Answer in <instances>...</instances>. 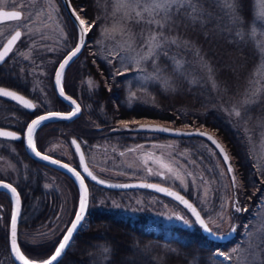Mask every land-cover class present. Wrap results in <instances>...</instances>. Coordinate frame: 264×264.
Wrapping results in <instances>:
<instances>
[{
    "label": "trees",
    "instance_id": "1",
    "mask_svg": "<svg viewBox=\"0 0 264 264\" xmlns=\"http://www.w3.org/2000/svg\"><path fill=\"white\" fill-rule=\"evenodd\" d=\"M56 1L64 22L62 28L67 36L65 38L69 37L72 43L75 39V29L59 0ZM107 1L69 0L79 16L81 14L89 23H95L88 30L80 53L66 67L64 84L75 98L77 95L72 91H75L77 77L88 75L96 85L91 88L81 87L78 98L80 113L69 120L70 123L67 122L70 129L65 133L76 137L85 151V140L91 143L100 136L97 133L105 132L111 126L119 128L115 132L107 131L108 133H142L123 129L122 124L117 123V119L121 118L128 120L142 116L168 120L171 126L203 124L213 128L220 136L229 157L228 161L230 160L237 176L238 188L233 187V181L230 184L233 191L232 205L239 206L241 210L236 211L235 207L231 206L230 212L233 221L238 226L241 225L239 222L246 221L250 214L249 208L254 205L256 196L264 189V165L253 164L242 133L233 127L218 103H231L246 95L248 79L259 61V49L254 37L250 35L254 13L253 0H238L241 24H232L225 15L226 10L217 6V0H199L206 12L203 24L193 25L183 16L174 17L179 26L173 27L170 35L179 37L180 47L167 46L168 55L159 54L155 65L151 64L150 60L144 61L145 68H150L153 76L142 83L129 80L132 69L129 64L121 68L126 71L118 70L124 72L123 75H116L115 72L111 74L106 60L96 52L94 40L98 35V23L108 19ZM238 31L244 32L243 39L237 35ZM184 41L189 44L185 46ZM177 61L180 66H177ZM6 62L3 66H6ZM154 76L159 79L153 78ZM5 80L4 77L0 78L1 83L6 84ZM50 103L49 108H55L59 102L52 99ZM246 112L252 117L249 118V123L256 118H264V95H259ZM29 115L23 110V120ZM53 121L55 120H45L36 128V143L40 147L45 145L49 135L54 134V130L49 126ZM57 121L56 124L63 122L62 119ZM97 125L101 128L97 129ZM155 137L170 136L155 133ZM173 138H177L179 143L191 149L189 155L197 161L200 169L203 167L202 161L213 168V161L206 153L208 151L202 146H197L195 141L204 142L219 158L211 144L199 136L180 135ZM117 139L120 145L123 144L122 140L130 138L118 136ZM139 139L142 138H133L135 141ZM38 174L34 180L27 182V185L18 186L22 211L16 228L17 243L22 253L30 259H40L50 253L54 245L53 240L59 235L55 234L52 239L43 236L38 241L30 242L19 238L21 228L34 230L45 224L49 232L60 214L62 202L67 201V197L63 200L61 195H53L43 188L42 173ZM216 174L217 172L211 173L209 176ZM71 186L69 200H72V207L69 216L74 210L75 202V190L73 184ZM88 190V204L83 219L62 255L53 264H214V252L217 249L225 251L232 245V238L213 239L201 232L194 222L192 226L172 223L153 226L146 221L144 213L130 216L111 209L108 196L119 190L95 185H90ZM179 190L200 209L188 191ZM0 204L1 220L4 223L0 225V259L5 264H15L9 256L6 243L9 198L1 194ZM69 216L64 222L65 225ZM105 248L110 251L105 253ZM262 261L264 252H261L260 259L252 264H261Z\"/></svg>",
    "mask_w": 264,
    "mask_h": 264
},
{
    "label": "rangeland",
    "instance_id": "2",
    "mask_svg": "<svg viewBox=\"0 0 264 264\" xmlns=\"http://www.w3.org/2000/svg\"><path fill=\"white\" fill-rule=\"evenodd\" d=\"M107 2L108 19L98 23V35L94 40L96 43V52L106 60L110 67L109 72L111 74H115L119 69L129 64L132 68L130 70L129 80L133 83H142L152 77L153 72L150 68H145L144 61H140V63L137 64L136 61L133 60V57L139 59L140 56L146 53V46L141 47V44H143V38L148 34L150 26L145 23H136L134 19L129 20L126 13L134 17V12H132L131 9L126 8H119V10H117V0H108ZM253 5L254 13L251 23V31L253 26L260 25V27L257 28L256 35L253 36L259 49L258 45L264 44V21H258L256 19V12L258 10L257 0H253ZM0 7L16 8L21 12V20H7L0 23V43L15 28H18L22 33L21 38L16 41L12 51L9 52L8 65H10L12 61L15 62L14 69H17L16 72L19 78L23 81L19 82H22L32 95H34L35 99L33 102L35 105L41 110L50 109V102H52L49 82L50 73L57 61L58 55L60 53L62 54L74 42L71 43L69 37L67 39L65 38L67 36L62 28L64 22L59 14L57 1L0 0ZM80 18L89 23L81 14ZM87 23L85 27H87ZM17 25H20V27H17ZM114 25L117 28L121 25H126V27L131 30V33L134 34L135 41L131 48L128 43H126V41H128V36H122L117 33L114 38H106L101 35L104 28H112ZM259 52V61L251 72L246 85V87H248L246 91L250 92L256 88L261 89V91L252 97L249 103L243 106L241 102L246 99V95L239 97L231 103H218L233 127H236L242 133L246 142L247 151L255 166L264 165V118H256L252 123H249V118L252 117L250 113L249 115L247 114L246 109H248L251 103L258 99L259 95H264V54L261 53L260 49ZM121 61H123V63ZM121 70H125V68ZM250 80L259 81V83H253L250 85ZM24 82L26 84H24ZM95 85L96 82L88 75H82L76 78V88L75 91H72L73 94L77 95L76 100L79 101L78 98L80 97L81 87L91 88ZM132 93H134V91H132ZM73 97L75 98V96ZM233 107L241 111L239 117L233 113ZM147 120L167 123L170 125V121L165 119L142 116L132 117L128 120L124 118L117 119V123L124 124L122 122H126V124L132 125L135 122ZM182 127H198L206 129L213 133L223 145L220 136L215 133L211 127L203 124H197L195 126L186 125ZM152 134L153 133L146 132L107 134L103 131V134L98 136V138L93 139L91 143L86 140L84 141L86 158L95 169L116 178H131L136 177L137 175H153L156 178L157 171H163L164 176L161 180L175 188L188 191L197 202L206 221L208 217L218 218V215L220 214L225 217V220L222 222L217 219V222L220 224L219 228H216L212 223L209 224V227H212L213 230L217 232L218 236L222 233L229 232L232 226L237 228L235 232H231L227 237L223 238H232V245L223 251L225 253H230L232 259L225 260L223 257L215 255L216 250L213 254L215 256V258H213L214 264H252L253 261L259 260L261 252H264V189H262L256 196V202L254 205L249 208L248 212H250V214L246 218V221H240L239 223H241V225L238 226V224L233 221L232 213L230 212V208L233 206V191L230 186L231 181H233V175L236 178V183H238L236 174H234L233 171L232 173L228 172L229 166L233 170L230 160L227 161L228 165L225 164L220 158H218L213 150H210L208 146L200 140H197L194 143L197 146H202L208 151L206 153L211 157L214 169L211 168V165L205 164L204 161H202L203 167L200 169L197 161L192 159L189 155V153L192 152L191 149H188L185 144H182L181 142L179 143L180 140L177 138H157L152 136L153 138L150 139L149 142L140 143L141 145H136L135 149H129L135 141L133 138L138 136L143 139L145 136ZM118 136H128L130 139L122 140L123 144L119 145L120 141L117 142ZM115 139L116 141L112 142ZM139 140L142 141L141 139ZM43 148V150L53 151L65 156L69 155L67 142L63 136H60L59 138L56 137L55 139L52 138L50 142L43 145ZM145 153L157 156L162 161L156 162L150 157H145ZM199 158L201 159V157ZM162 163L171 166L175 172H178L183 183H181V180L177 179L172 172H169L167 168L161 167ZM146 167L152 170L151 173H145ZM215 172H217L216 179L209 176L211 173ZM49 174L51 173L44 174L45 189H50L51 185H59L61 189H63V178L53 174L50 176ZM236 188H238V184H236L235 189ZM140 190L128 189L114 192L112 195L108 196L110 202L109 207L122 214H128L130 216H133L136 213H144L147 218L146 221L153 226H156L157 224L167 225L171 223L185 225L182 221L175 218L176 215L179 214L187 218L192 226L193 220L177 204L150 192ZM74 194L75 202L73 208L75 207L77 199L76 191ZM61 196L63 200L66 199L65 192L62 193ZM71 207L72 200H69V195H67V201L65 203L62 202L59 211L60 214L49 232V228L46 227L45 224L34 230H25L21 228L19 238L25 241L34 242L38 241L43 236L52 239L58 234V238L55 241L53 240L54 245L51 248L52 251L59 240L61 232L65 226L64 222L69 216ZM207 236L212 237L208 234ZM233 249H236V251L232 252ZM0 264H5V262L0 259Z\"/></svg>",
    "mask_w": 264,
    "mask_h": 264
},
{
    "label": "snow or ice",
    "instance_id": "3",
    "mask_svg": "<svg viewBox=\"0 0 264 264\" xmlns=\"http://www.w3.org/2000/svg\"><path fill=\"white\" fill-rule=\"evenodd\" d=\"M117 10L119 8H126L131 9L132 12H134V17L131 15H128L126 13V16L129 20H133L136 23H145L149 25L148 34L144 36L143 38V44H141V47L147 48V51L144 55L140 56L139 59H136L133 57V60L136 61L137 64L140 63V61H148L150 60L153 65L156 64V57H158L159 54L163 53L164 55H168V52L166 50L167 46L169 45H176L177 47H180V39L178 36H171L170 33L173 29V27H178L176 23V19L174 17H180L183 16L190 20L193 25L196 23L203 24L206 18V12L204 7L199 3V0H117ZM258 10L256 12V19L258 21H264V0H257ZM217 6L221 7L222 9H225V15L228 16L230 22L232 24H241L242 23V17L239 15L238 11V0H217ZM73 14L75 15V10H73ZM146 14V15H145ZM31 15V14H29ZM39 15V14H37ZM210 16V14H207ZM147 16V18H146ZM76 18L79 20V25L81 28L80 31V42L76 44L75 48H73L68 55L64 58L63 62L60 63L59 68L56 71V83L59 86L61 83V77L64 68L68 63L77 56V54L81 51L82 46L85 44V36L89 29L93 27L92 23H87L84 19H81L78 15ZM0 19L2 20H21V12L20 11H0ZM87 23V27H85ZM26 26V25H25ZM17 27H20V25H17ZM260 27V25H256L252 27L251 35L255 36L257 28ZM119 33L122 36H128V43L129 47H132V44L135 41L134 34L131 33V30L126 27V25H121L119 28H117L115 25L112 28H104L101 35L106 38H114L115 35ZM22 33L20 31H15V34L11 36L10 39L7 40V43L4 45L3 50L0 51V61H3L5 57L8 55L10 51H12V46L21 38ZM237 35L243 39L244 32L238 31ZM185 46L189 44V42L184 41L183 42ZM259 49L262 54H264V44H259ZM111 62V61H109ZM123 63V61H121ZM177 66L179 65V61H177ZM126 71V69H125ZM157 71H159V68L157 66ZM209 72H211V69H209ZM124 72L117 71L116 75H123ZM153 78L159 79L158 76H154ZM166 83V82H165ZM250 85L253 83H259V81H249ZM110 90V89H109ZM261 89L256 88L253 91L246 93V99L241 102L242 106L246 105L250 102L251 98L254 97ZM60 95L63 96L64 92L61 88ZM134 95V94H133ZM0 96L3 97H10L13 100L18 101L21 103L25 108H33L35 105L31 103V101L25 99L23 96L17 95V93L13 91L6 90L4 88H0ZM67 99V97H65ZM75 104V101H72ZM80 111L79 106H77L73 112L68 113L67 116H64L63 118H71L72 116H75ZM233 113L236 116L241 115V111L235 107H233ZM62 114L60 113H49L47 116H39L36 119L32 120L27 125V146L31 149L32 152L35 153L36 156L40 157L44 160H49L50 157L47 155H41L39 151H37L35 143L33 141V132L35 129L41 125V123L47 119H50L52 117H59ZM125 124V127H127L126 122H122ZM143 127V126H142ZM152 131H168V129L165 128H155V129H149ZM198 135H205L204 133H195ZM0 137H8L13 140L18 139L19 137L15 132H9V131H0ZM209 140H212V137H207ZM72 143L76 145L77 151H79V145L77 144L76 140H73ZM213 143L216 142L213 140ZM216 147L219 148V144H216ZM223 153V149H220ZM224 160L227 163L228 157L226 154H224ZM52 163H59L58 161L53 160ZM81 165L84 166V160L83 156H81ZM63 167L67 168L68 171L72 172L73 175L76 177L77 180L80 181V188H81V196H80V209L76 213V218L72 222V225L67 230V234L64 235L63 239L61 240L59 246L56 248L55 253L47 260L43 261H34L26 258L23 254L20 253V250L16 247V218H17V210L14 209L12 213V247L13 251L16 253L17 259L22 261V264H53L54 261L57 260V258L61 255L62 250L65 249L66 245L69 242L70 237L73 234V231L78 227V225L81 223L86 207H87V201H88V189L85 186L84 180L81 178V175L79 172L75 171L72 168H69L68 165L64 164ZM161 167L167 168L169 172H172L177 179L181 180V183H183V180L181 179L178 172H175L174 169L167 165V164H161ZM84 171L87 172V175L90 176L93 180H96L97 183L103 184L104 181L97 180V177L94 176L90 171H88V168L84 166ZM151 169H149V172L151 173ZM232 168L229 166L228 172L232 173ZM158 175L160 173H157ZM191 175V174H189ZM233 187H236V178L233 175ZM0 186L9 189L13 196L16 197L17 203H19L18 197L16 196V189L12 187L10 184H5L0 182ZM131 185H115V187H130ZM141 187H148V188H154L158 192H164L169 196L174 197L176 200H178L181 204H183L187 209H189L192 213V215L195 217V222L198 223L201 227V229L208 235L214 237V238H220L223 239L227 237L231 232H234L235 226H232L229 232L222 233L219 236L217 235V232L213 230L212 227H209V224L212 223L216 228L220 227V224L217 222V219L219 221H224L225 217L220 214L218 215V218L214 217H208L207 221L202 218L200 212L197 211V209L188 202L183 196L177 194L176 192L169 191L167 188L160 187L159 185L155 184H143L140 185ZM235 207L236 211H240V207L237 205H233ZM177 220L182 221L185 225L191 226L190 221L177 214L175 217ZM105 253L109 252L110 250L108 248H105L103 250ZM236 249H233L232 252H235ZM215 255L223 257L225 260H231L232 255L230 253H225L223 251H220L217 249ZM261 264H264V261L261 262Z\"/></svg>",
    "mask_w": 264,
    "mask_h": 264
},
{
    "label": "flooded vegetation",
    "instance_id": "4",
    "mask_svg": "<svg viewBox=\"0 0 264 264\" xmlns=\"http://www.w3.org/2000/svg\"><path fill=\"white\" fill-rule=\"evenodd\" d=\"M4 21H7V20H4ZM15 29H17L19 31L18 28H15ZM15 29H13V30H15ZM14 45L12 46V49H13ZM68 49H66V50H68ZM65 51L63 53H65ZM63 53L60 56H58L57 61L63 55ZM10 56H11V54H10ZM8 57H9V53L5 57V59L3 61H0V78H2V77L6 78V80H5L6 84L0 82V86L4 87V88H8V89H10L12 91H15L17 93L22 94L27 100L31 101V103L33 105H35V103L33 102V100L35 99L34 95H32V93L26 88V86L22 84L23 81L19 78V76H18V74L16 72L17 69H14L15 62L12 61L10 65L7 64L8 63ZM57 61L55 62L54 66H53V69H52V72L50 73V77H49V79H50L49 82H50V87H51V98L52 99H56L57 102H59L57 107L50 108V109H44V110H41V109L37 110V105H35V107L29 109V108H25L21 103H19L16 100L11 99L10 97L0 96V127L5 129L6 131L15 132L17 134V136L19 137L18 139H15V140H13L11 138H8V137H0V179H3V180H6V181L10 182L15 187V189L17 190L19 198H20V192H19L18 186L22 187L24 185H27V182H31L32 180H34L36 178V175L39 172L42 173L41 186L43 188H45L44 176L46 175V173L50 172L53 175H58L59 177L63 178V181H64L63 189H61V187L59 185H56V186H52L51 185L50 189L46 188V190L50 191L51 193H53V195L54 194L61 195L62 193L65 192L66 197H67V195L70 194V189L72 187L71 186L72 184H73V186L75 188L76 195H77V187L75 185V182H74L72 176L68 172H66L65 170H63L60 167H57V166H54L52 164H48V163L39 161V160L31 157L30 155H28L26 150H25V148H24V146H23V141H22L23 130L25 128V125H26L27 121L30 118H32L34 115H36L39 112L45 111V110H61V111H65V110H68L70 108L69 105H67L64 101H62L53 91L52 75H53V70H54V67H55ZM4 62H6V66H3ZM67 66L68 65H66V67ZM66 67L64 68L63 73H62L61 85H62V88H63L64 92H66L67 94L72 95L68 91V88L65 87L64 80H63L64 76H65V72H66ZM1 75H2V77H1ZM19 81H22V82H19ZM25 82H27V81H25ZM25 82H24V84H26ZM5 101H6V103H5ZM23 110H25L27 112V114L28 113L30 114L29 117L26 120H23ZM79 113H80V111H79ZM50 119L55 120L49 125L50 128H52L54 130V134L48 136V140L46 141L45 144L50 142L52 140V138L55 139L56 137L59 138L60 136H63L64 139H66V142H67L69 155L65 156V155H62V154L55 153L53 151L43 150L44 149L43 146L40 147L36 143V142H38V140H37V134H36V129H35V131L33 132V141L35 143L36 148L38 150L42 151V152H45V153H47L49 155H52V156H54V157H56L58 159H61V160H63V161H65V162H67V163H69V164H71V165L76 167V160H75L74 154H73V152L71 150V147H70V144H69V141H68V136H70V135L73 136V135L65 133L66 130L70 129V125L67 122L70 123L69 120H71V119H62L63 122L62 123L60 122L61 124H59V123L56 124L58 122L57 120H61V118H50ZM96 127H97V129L101 128L100 125H97ZM118 128L119 127H117V126H111V127H109V130H107V131H114L115 132L116 129H118ZM122 128L125 129L124 127H122ZM107 131H105L107 134H114V133H108ZM141 132H145V131H141ZM122 133H125V132H121L120 134H122ZM146 133H153V134L149 135V136H145L143 139H141L142 141H140V140L134 141L129 149H135L136 145H139V146L141 145L140 143L149 142L150 139L153 138L152 136H155V133H158V132H146ZM102 134H103V131L99 132L100 136ZM161 134H163V133H161ZM164 135H166V134H164ZM170 137L173 138L175 136H170ZM157 138H162V137H157ZM163 138H166V137H163ZM43 140H45V139H43ZM112 142H114V140ZM79 144H80V142H79ZM81 148H82V146H81ZM82 151H83V149H82ZM83 154H84L85 161H86L88 167L94 173L98 174L99 176H102V177H105V178H108V179H129V178H116V177L110 176V175H108V174H106L104 172H101L98 169H95L90 164V162L87 160L85 151H83ZM145 157H150L151 159H153L156 162H161L162 161L157 156L151 155L149 153H145ZM219 158L225 163V160H224L223 157L219 156ZM145 173H149V168L148 167L145 168ZM157 173H160V174L158 175ZM157 173L156 174H157L158 179H157V177L155 178L153 175H146V176L145 175H137L136 177H131V178L154 180V181L165 183V182H163L161 180L162 177L164 176V172L161 171V170H158ZM51 174H49V175L51 176ZM38 177H39V174H38ZM211 177L216 179L217 178V174L216 175H212ZM85 183H86L87 189H88V187L90 185H92V186L95 185V186H99L101 188H105V187L97 185V184H95V183H93V182H91V181H89L87 179H85ZM165 184L169 185L168 183H165ZM107 189H109V188H107ZM132 189L140 190L142 188H132ZM176 189H178V188H176ZM112 190H119L120 191V190H128V189H112ZM140 191H143V190H140ZM144 191L148 192L149 190L147 191L146 189H144ZM150 193L155 194V195H157V196H159L161 198L164 197V196H162L160 194H157L155 192H152V191ZM1 194L3 196H5V197L7 196L9 198L8 192L5 189L0 188V195ZM163 199H165V198H163ZM76 201H77V199H76ZM75 206H76V204H75ZM1 209H2V207H1V204H0V225H3V222L1 220ZM8 209H9V214H10V210H11L10 198H9ZM74 209H75V207H74ZM21 211H22V202H21V198H20L19 217H20ZM73 211L70 214L69 219L71 218V216L73 214ZM199 211L201 212L200 209H199ZM19 217H18V221H17V226H18V222H19ZM8 218H9V215L7 217V222H8ZM69 219H68V221H69ZM7 222H6V227H7Z\"/></svg>",
    "mask_w": 264,
    "mask_h": 264
},
{
    "label": "water",
    "instance_id": "5",
    "mask_svg": "<svg viewBox=\"0 0 264 264\" xmlns=\"http://www.w3.org/2000/svg\"><path fill=\"white\" fill-rule=\"evenodd\" d=\"M65 13L67 14L68 18L70 19L71 23L73 24L74 26V29H75V41L73 43V45L65 51V53L59 58V60L57 61L55 67H54V70H53V75H52V87H53V91L54 93L62 100L64 101L67 105H69V109L68 110H65V111H61V110H45V111H42V112H39L37 113L36 115H34L32 118H30L26 125H25V128L23 130V137H22V141H23V146L27 152L28 155H30L31 157L39 160V161H42V162H45V163H48V164H52L54 166H57V167H60L62 168L63 170H65L66 172H68L74 182H75V185L77 187V201H76V206H75V209L73 211V214L71 216V218L69 219V221L67 222L66 226L64 227L63 231H62V234L57 242V244L55 245L54 249L52 250V252L45 258L41 259V260H34V259H30L28 258L27 256H25L22 251L20 250L19 248V245L17 243V236L15 237L16 239V247L20 250V253L23 254L26 258L30 259V260H34V261H43V260H47L49 259L54 253H55V250L56 248L59 246L61 240L63 239L64 235L67 234V230L68 228L71 227L72 225V222L75 220L76 218V213L77 211H79L80 209V196H81V188H80V181L76 179V177L73 175L72 172L68 171L67 168L63 167L62 165L66 164L68 165L69 168H72L74 169L75 171L79 172L80 175H81V178L84 180V183H85V179L97 184V185H100L102 187H105V188H109V189H130V188H142V189H146V190H149V191H152V192H155L157 194H160L162 196H165L171 200H173L175 203H177L179 206H181L187 213L188 215L191 217V219L194 221V223L198 226L199 230L203 233H205L200 225L198 223L195 222V217L192 215L191 211L189 209H187L183 204H181L178 200H176L174 197L172 196H169L167 195L166 193L164 192H158L156 191L154 188H148V187H141L140 185H143V184H155V185H159L160 187H163V188H167L169 191H172V192H176L177 194L183 196L186 200H188L189 203H191L196 209L198 212L199 209L197 208V206L192 202V200H190L186 195H184L181 191H179L178 189L170 186V185H167L165 183H162V182H158V181H154V180H147V179H139V178H129V179H108V178H105V177H102V176H99L98 174L94 173L87 165L86 161H85V157H84V154H83V151H82V148H81V145L79 144L78 140L74 137V136H68V141H69V144H70V147H71V150L74 154V157H75V160H76V167L61 160V159H58L52 155H49L45 152H42L40 150H38L37 148V151H39L41 153V155H47L50 157L49 160H44V159H41L40 157L36 156L34 152L31 151V149L27 146V125L34 119H36L37 117L39 116H47L49 113H60L62 114L61 116L59 117H52V118H61V119H72L74 118L76 115H78V113L75 115V116H72L71 118H63L64 116H67L68 113H71L73 112V110L79 106L77 100L70 94H67L66 92H64V95L61 96L60 95V91H61V88H62V85L60 83V85L58 86L57 83H56V71L57 69L59 68V65L60 63L63 62L64 58L68 55V53L73 49L75 48L76 44L80 42V31H81V28H80V25H79V20L76 18V16L78 15L77 12L75 11V15L73 14V8L72 6L70 5V2L69 0H59ZM0 11H20L16 8H4V7H0ZM1 21H4L2 19H0V22ZM15 31H18L17 29L13 30L4 40L3 42L0 44V51L3 50V47L4 45L7 43V40L11 38L12 35L15 34ZM0 88H4V87H1ZM6 90H9V91H12L8 88H4ZM63 89V88H62ZM15 92V91H13ZM17 93V92H15ZM17 95L19 96H23L22 94L20 93H17ZM24 97V96H23ZM67 97V99L65 98ZM25 98V97H24ZM26 99V98H25ZM72 101H75V104L72 102ZM80 108V106H79ZM126 130H130V131H146V132H158V133H163V134H166V135H171V136H190V135H195V136H199V137H202L204 138L206 141H208L215 149L216 151L218 152L219 155L223 156L224 157V154H226L225 152V149L223 147V145L221 144V142L218 140V138L213 134L211 133L210 131L206 130V129H203V128H198V127H179V126H171L167 123H161V122H157V121H150V120H147V121H139V122H135L133 123L132 125H129L127 124V127H125V124L122 125ZM143 126V127H142ZM155 128H165V129H168V131H152V130H149V129H155ZM0 131H6L5 129L1 128L0 127ZM195 133H204L205 135H198V134H195ZM212 137V140H209L207 137ZM73 140H76L77 144L79 145V151H77V148H76V145H74L72 143ZM213 140L216 142L215 144L213 143ZM216 144H219V148L216 147ZM220 149H223V153L221 152ZM81 156H83V160H84V166H86L88 168V171H90L94 176L97 177V180H102L104 181L103 184L101 183H97L96 180H93L90 176L87 175V172L84 171V166L81 165ZM55 160V161H58L59 163H52V161ZM0 182L2 183H5V184H10L12 187H14L10 182L6 181V180H3V179H0ZM115 185H131L130 187H115ZM85 186H86V183H85ZM0 188L2 189H5L7 192H8V195H9V198H10V201H11V210H10V214H9V218H8V222H7V227H6V243H7V249H8V253H9V256L10 258L12 259V261L15 263V264H22V261H20L19 259H17L16 257V253L13 251V247H12V213H13V210L16 209L17 210V218H16V228H17V221H18V217H19V211H20V198H19V195H18V192L16 190V196L18 197V200H19V203H17V199L16 197L13 196L12 192L9 190V189H6L2 186H0ZM15 188V187H14ZM87 188V186H86ZM88 202V201H87ZM86 211V210H85ZM201 214V212H200ZM202 216V214H201ZM202 218H204L202 216ZM80 225V224H79ZM78 225V226H79ZM78 228V227H77ZM76 228V229H77ZM76 229L73 231V233L76 231ZM16 231V229H15ZM73 235V234H72ZM72 237V236H71ZM70 237V238H71ZM70 240V239H69ZM67 246V245H66ZM66 248V247H65ZM65 249L62 250V253ZM61 253V255H62ZM60 255V256H61ZM59 256V257H60ZM58 257V258H59ZM57 258V259H58ZM55 262V261H54ZM53 262V263H54Z\"/></svg>",
    "mask_w": 264,
    "mask_h": 264
}]
</instances>
